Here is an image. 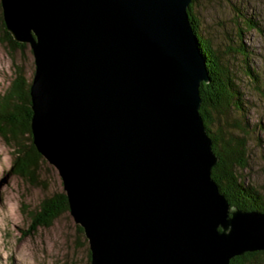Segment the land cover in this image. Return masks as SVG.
<instances>
[{
    "label": "water",
    "instance_id": "obj_1",
    "mask_svg": "<svg viewBox=\"0 0 264 264\" xmlns=\"http://www.w3.org/2000/svg\"><path fill=\"white\" fill-rule=\"evenodd\" d=\"M191 0H0L29 44L30 129L89 264H230L264 252V214L231 207L199 108L209 75Z\"/></svg>",
    "mask_w": 264,
    "mask_h": 264
},
{
    "label": "rangeland",
    "instance_id": "obj_2",
    "mask_svg": "<svg viewBox=\"0 0 264 264\" xmlns=\"http://www.w3.org/2000/svg\"><path fill=\"white\" fill-rule=\"evenodd\" d=\"M192 13L199 35L228 65L242 95V111L233 113L229 120L230 124L241 122L246 131L229 128L246 145V169L237 175L264 197V0H194ZM23 45L19 52L3 46L0 40V98L9 88L16 66L23 68L31 84L34 58L29 44ZM247 67L255 72L257 82L246 75ZM11 154L0 138V264H88L87 241L68 212L50 228L26 235L30 224L27 215L45 197L63 192L62 185L56 169L46 161L40 177L43 187H31L11 176ZM255 262L264 264L263 258Z\"/></svg>",
    "mask_w": 264,
    "mask_h": 264
},
{
    "label": "trees",
    "instance_id": "obj_3",
    "mask_svg": "<svg viewBox=\"0 0 264 264\" xmlns=\"http://www.w3.org/2000/svg\"><path fill=\"white\" fill-rule=\"evenodd\" d=\"M193 2L194 0H191L187 15L197 36L198 48L209 75V83H202L199 86L201 103L198 112L212 142V151L218 158L217 164L211 170V179L231 207L244 212L264 214V197L237 175L239 170L246 169V145L245 141L234 136L229 128L243 133L246 131L243 130L241 122L234 120L230 124L229 120L233 113L242 111L241 92L228 65L210 43L199 35L198 21L192 13ZM0 40L3 46H8L12 50L22 52L24 49V45L14 42L7 32L2 14ZM239 50L242 52V47ZM247 57L245 54L244 61ZM23 73V68L16 66L14 78L4 96L0 98V138L12 150L10 175L31 187L38 188L45 185L40 178L45 161L32 142L30 84ZM246 75L257 82L255 72L248 67ZM255 89L258 92L261 90L259 86ZM213 127L216 128L215 131H212ZM67 212L69 213L68 203L63 192L45 197L34 211L29 215L25 213L30 221L26 235H31L39 228H50L55 220ZM77 230L82 233L81 228L77 227ZM88 257L89 264V254ZM261 258L264 260V252L245 253L231 259L230 264H257L255 261Z\"/></svg>",
    "mask_w": 264,
    "mask_h": 264
}]
</instances>
